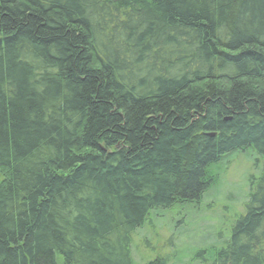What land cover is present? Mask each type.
<instances>
[{
    "label": "trees",
    "instance_id": "obj_1",
    "mask_svg": "<svg viewBox=\"0 0 264 264\" xmlns=\"http://www.w3.org/2000/svg\"><path fill=\"white\" fill-rule=\"evenodd\" d=\"M248 150L247 211L192 262L264 264V0H0V264H134Z\"/></svg>",
    "mask_w": 264,
    "mask_h": 264
},
{
    "label": "rangeland",
    "instance_id": "obj_2",
    "mask_svg": "<svg viewBox=\"0 0 264 264\" xmlns=\"http://www.w3.org/2000/svg\"><path fill=\"white\" fill-rule=\"evenodd\" d=\"M258 159L252 150L230 156L216 167L219 180L199 206L152 213L134 237V264H161L164 259L167 264H198L192 261L199 250L230 238L247 211L253 180L262 175Z\"/></svg>",
    "mask_w": 264,
    "mask_h": 264
}]
</instances>
